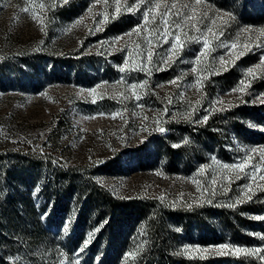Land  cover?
<instances>
[{"label":"rangeland","instance_id":"1","mask_svg":"<svg viewBox=\"0 0 264 264\" xmlns=\"http://www.w3.org/2000/svg\"><path fill=\"white\" fill-rule=\"evenodd\" d=\"M219 1L152 0L160 7L155 9V20L150 14L145 26L147 2L140 4L137 11L124 10L138 0H119V13L116 11L117 0H69L66 4L63 0H0V148L49 151L51 120L63 119L67 124H62L53 136L57 143L67 148L58 159L67 165L86 162L91 168L88 170L90 175L116 195H152L188 208L213 198V189L225 193L224 188L230 186L244 193L245 185L252 189L264 187V180L260 179L264 175V158L259 154V149L264 148V140L258 133L264 132V125L259 120L260 116L264 117V107H261L264 103L256 99L264 98V89L260 91L253 86L256 78L260 80L257 83H264V66L257 67L264 56V19L257 21L254 16L264 13V0H221L227 7L219 6ZM173 4L175 9L171 8ZM61 7L69 11L60 14L58 9ZM168 9L171 13L167 17L169 35L165 42L158 39L165 31L160 13ZM230 9L238 12V19ZM177 12L182 15L177 17ZM246 14H252L254 19L245 18ZM185 16L199 20L198 30L188 26L182 31L175 28L176 23L184 22ZM77 20L81 22L74 23ZM108 23H117L118 27L112 28ZM153 29L159 31L153 32ZM177 34L187 43L175 61L165 65L161 57L170 55L171 43ZM195 39L209 40L208 55L199 63L196 60L203 45L194 42ZM149 40L151 44H148ZM4 43L13 44L15 49L4 50ZM233 44L236 47H231ZM18 48L24 49V53L35 54V57L27 63H19L21 51L16 50ZM149 51L153 52L151 65H148ZM240 52L244 55L238 57ZM142 58L148 71L138 70ZM125 61L129 62L128 69L135 67L137 70L119 72ZM171 65L174 66V78L165 82L157 80L154 73ZM229 65L239 75L231 82L234 84L223 85L215 81L213 77L224 68L228 71ZM193 68L196 71H192ZM249 68L254 69L255 78L245 75ZM207 79H210V86L204 92ZM173 80L177 82L170 83ZM241 80L250 86L243 91H231ZM144 81H147L146 87L135 90L128 87ZM93 88L96 89L94 96L87 91ZM134 92L142 97L141 100H136ZM200 99L204 100V105H198ZM186 105H191L188 110ZM240 105L261 108L253 118L241 119L245 129L227 124L218 135L205 139L199 153L181 160L176 172L166 173L161 169L162 159L152 168L140 166L143 155L137 149L147 142L156 127L180 118L192 125H203L204 116L213 110ZM17 124L19 126H15ZM253 148L257 152H251ZM246 152L252 157L246 178L244 173L222 169L212 159L215 157L220 164H233L244 159ZM56 158L55 155L54 163ZM201 167L205 169L203 173L199 172ZM254 171L255 180L252 179ZM236 175L241 179H235ZM223 176L228 179H222ZM30 187L36 205L44 207L42 221H45V215L52 222L59 220L56 179L48 167L42 166ZM5 188L7 191L12 189L9 185ZM18 188L25 189L21 185ZM71 206L58 230L50 225L51 235L40 241L12 236L14 254L9 258V264H85L82 252L86 248L79 253L78 250L86 240L92 241L98 226L84 233L80 245H71L70 239L77 231L75 201H71ZM257 215H264V210L251 214L252 217ZM252 220L261 227L254 231L260 243L248 249L264 248V239L260 238L264 235V220ZM210 221L213 223L215 219L211 217ZM175 229L185 238L183 249L198 248L219 254L223 250L214 246L231 244L227 235L220 233L212 236L213 240L206 245L196 242V236L192 237L195 242L191 243L179 226L175 225ZM190 233L194 235V226ZM143 237L144 228L138 225L133 242L125 252L131 255H125L121 264H128L135 257ZM103 247L101 239L96 255ZM3 250L0 245V253ZM221 264L232 263L224 261ZM238 264L248 263L241 261Z\"/></svg>","mask_w":264,"mask_h":264},{"label":"trees","instance_id":"2","mask_svg":"<svg viewBox=\"0 0 264 264\" xmlns=\"http://www.w3.org/2000/svg\"><path fill=\"white\" fill-rule=\"evenodd\" d=\"M220 1L219 6H228L225 1ZM230 10L236 16L234 18L238 19V12ZM68 11L65 7L58 9L60 14ZM244 16L254 19L252 14ZM254 16L257 21L264 19V13H256ZM109 24L112 28L118 27L117 23ZM3 49L13 51L15 48L13 44L4 43ZM16 50L21 51L19 63H27L35 57V54L22 52V48ZM172 69L173 65L157 70L155 77L160 82L169 81L174 78ZM238 76L235 68L229 65L228 71H222L213 79L223 85H231ZM209 80L204 81V92L209 90ZM259 81L258 78L254 79L253 86L261 91L264 89V83H257ZM156 98L160 103L158 97ZM198 105H204V100L200 99ZM190 106L185 107L188 110ZM261 107L240 105L215 109L208 115L207 121L198 126L192 125L184 118L168 120L162 125L164 132L158 130L160 126L156 127L147 142L137 149L143 155L140 166L145 169L152 168L162 159L164 164L161 169L166 173H174L178 170L181 160L199 153V147L205 139L218 135L227 124L244 128L241 119L253 118ZM259 120L264 125V117L260 116ZM7 121L14 123L12 119ZM51 122L49 151L42 153L0 148V245L4 247L0 253V264H9V258L14 254L12 236L38 242L51 235L50 225L57 231L64 215L72 209L71 201L76 203L74 208L77 223V231L70 239L71 245H80L84 233L98 226L95 237L82 252L85 264H121L125 260L127 248L133 242L138 225L144 228V241L128 264H221L224 261H231L232 264L241 261L248 264H264V260L255 255H220L203 250L183 249L182 241L185 238L175 229V225L179 226L187 241L191 243L195 242L192 237L196 236V242L206 245L213 240L212 236L220 233L227 235L231 244L250 248L260 243L254 231L261 227L258 222L252 220L251 214L264 210V187L253 189L249 193L252 199L235 208L227 205L235 203L243 192L230 186L227 192L215 191L213 198L188 208L172 205L165 198L152 195L119 196L90 175L88 170L91 168L87 167L86 162L67 165L58 159L67 148L57 143L53 136L56 130L67 122L63 119ZM258 133L264 140V132ZM55 155L56 163L53 162ZM42 166L48 167L56 179V210L61 213L56 222H52L48 215H45V221H42L44 207L36 205L30 189ZM7 185L12 187L11 191L6 190ZM20 185L25 189L18 188ZM211 217L215 219L213 223L210 221ZM192 226L194 235L190 233ZM101 239L104 241V247L96 255V248Z\"/></svg>","mask_w":264,"mask_h":264},{"label":"snow or ice","instance_id":"3","mask_svg":"<svg viewBox=\"0 0 264 264\" xmlns=\"http://www.w3.org/2000/svg\"><path fill=\"white\" fill-rule=\"evenodd\" d=\"M69 0H63V3H68ZM147 2L149 4V7L147 8V10L144 11V20H145V26L147 25V23L149 22V15L152 14V19L155 20V9L159 8L160 5L158 4H154L152 2V0H138V2L136 4H133L132 6L130 7H126L124 10L127 11V12H134V11H137L139 9V6L140 4H143ZM197 3H199V0H196ZM117 13H119L121 11L120 7H119V0H117ZM40 7H43V5H40ZM184 7H188V6H184ZM172 9H175L176 8V5L173 4L171 6ZM24 11H28V9H23ZM171 13V9H168L162 13H160V20L161 22L165 25V31L160 33L158 39H163L165 40V42H167V36L169 35V29H168V20H167V17L170 15ZM177 17H180L182 14L177 12L175 14ZM226 15H228L229 17H231V14L230 13H226ZM33 19H35V16L33 17ZM193 19H196L194 17H189V16H185L184 17V22L183 23H176L175 24V28L176 29H179V30H183V28L185 26H188L190 28H193V29H197V24L199 23V20L196 19V22H193V23H189L190 20H193ZM81 21L80 20H77L75 21L74 23L78 24L80 23ZM43 31V29H41ZM70 30V28L68 29ZM97 30H100L99 27H97ZM198 30V29H197ZM133 31H136V29H133ZM153 32H158L159 30L158 29H153L152 30ZM211 31V30H209ZM119 39V38H117ZM216 39H218V37H216ZM148 44H151L152 41L149 40L147 41ZM196 43H202L203 47H202V51L200 53V56L197 58L196 60V63H199L200 62V59L204 56H207L208 55V50H209V40L208 39H203L202 41L199 40V39H195ZM187 43V41H181V38H180V35L177 34L173 40V42L171 43V49L169 50L170 51V55L168 56H165V57H161V61L167 65L169 64L170 62H174L175 61V57L177 56L178 52L180 51H183V47H184V44ZM223 46V45H221ZM140 46L137 45V48H139ZM231 47H236L235 44H233ZM214 50V49H213ZM142 55V54H141ZM244 55L243 52H240L238 54V57L239 56H242ZM152 56H153V52L149 51L147 52V58H148V65H151L152 63ZM237 57V58H238ZM129 62L128 61H125V66H122V67H119V72L121 73H125L126 71H135L137 70L135 67L131 68V69H128L126 66ZM221 63H224L223 60L221 61ZM261 66H264V56L261 57V60H260V64L257 65V67H261ZM139 71H142V72H145V71H148V67L145 65L144 63V60L143 58L141 59V65L138 69ZM158 70H163V69H158ZM224 71L227 70V68H224L223 69ZM192 71H196V68H193ZM246 76H253V78H255V75H254V69L253 68H249L247 69V72L245 73ZM179 79V77L177 78V80ZM177 80H173V81H170V83H176ZM197 86H199V80H197ZM147 86V81H144L140 84H129L128 87L132 90H135L139 87H146ZM250 85H246L244 80H241L240 81V84L236 87V88H233L231 89V91L235 92V91H243L245 87H249ZM89 91L90 94H95L96 92V89L93 88V89H89L87 90ZM134 95H135V98L137 101L141 100V96L137 93L134 92ZM256 99H259L261 103H264V98L262 97H257ZM93 103H95V98H93ZM189 116L192 115V113H188ZM113 118H115V114L113 115ZM145 119H147V117H145ZM208 119V116H204L203 118V121L202 122H206ZM195 123V121H194ZM159 131L161 132H164L165 129L160 127L158 129ZM187 142V141H185ZM179 145H173V147H178ZM251 152L255 153L257 152V149L253 148V149H250ZM259 154L261 156V158H264V148H261L259 149ZM213 161L215 163H217L222 169L224 170H230V171H233V172H239V173H244V177L246 178L247 177V169H248V166H249V161L252 159V157L248 156L247 155V152L245 153V158L240 160L239 162L237 163H233V164H227V163H224V164H220L219 161H216L215 160V157L212 158ZM254 168H256L257 166H253ZM205 171L204 167H201L199 169V172L200 173H203ZM256 178V175H255V171L253 172L252 174V179L255 180ZM222 179H228L227 176H223ZM235 179H241V176L240 175H236ZM260 179L261 180H264V175H261L260 176ZM213 183H215V180L213 181ZM244 188L246 189V191L236 199L235 203H231V204H228L227 206L228 207H232V208H235L237 205L239 204H242V203H245L246 201H249L252 199V196L248 195L247 193L249 192H252L253 189L249 186V185H245ZM39 189L37 188V191ZM199 190V188H198ZM228 189L225 187L224 188V191H227ZM213 195L215 194V189H213ZM210 202V201H209ZM253 219H256V220H264V215H257V216H254L252 217ZM67 227V225H66ZM98 231V229H97ZM261 239H264V235H261L260 236ZM89 241H85L84 242V245L82 248H80L78 250V253L79 252H82L84 250V248L87 247ZM215 248H218V249H221L223 251H220L219 254L220 255H228V254H235V255H240V254H244V255H247V256H252V255H255L257 256L258 259H261V260H264V248H255V249H248V248H242V247H239V246H233L231 244H222V245H218V246H214ZM197 251H201V249H196ZM77 253V255H78ZM126 256H130L131 254L130 253H126L125 254Z\"/></svg>","mask_w":264,"mask_h":264},{"label":"water","instance_id":"4","mask_svg":"<svg viewBox=\"0 0 264 264\" xmlns=\"http://www.w3.org/2000/svg\"><path fill=\"white\" fill-rule=\"evenodd\" d=\"M163 128V127H162Z\"/></svg>","mask_w":264,"mask_h":264}]
</instances>
